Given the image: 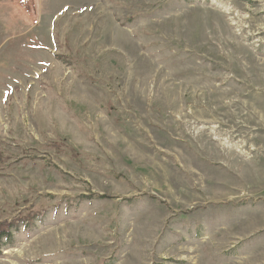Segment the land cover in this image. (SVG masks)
I'll return each mask as SVG.
<instances>
[{
  "label": "rangeland",
  "instance_id": "rangeland-1",
  "mask_svg": "<svg viewBox=\"0 0 264 264\" xmlns=\"http://www.w3.org/2000/svg\"><path fill=\"white\" fill-rule=\"evenodd\" d=\"M3 4L0 264H264V0Z\"/></svg>",
  "mask_w": 264,
  "mask_h": 264
},
{
  "label": "trees",
  "instance_id": "trees-1",
  "mask_svg": "<svg viewBox=\"0 0 264 264\" xmlns=\"http://www.w3.org/2000/svg\"><path fill=\"white\" fill-rule=\"evenodd\" d=\"M3 162V154L0 151V164ZM32 216L30 215V211L26 215H19L15 217H11L10 220L5 219L0 221V255L2 253V249L6 245H10L14 241L13 229H18V225L23 221L31 222Z\"/></svg>",
  "mask_w": 264,
  "mask_h": 264
},
{
  "label": "crops",
  "instance_id": "crops-1",
  "mask_svg": "<svg viewBox=\"0 0 264 264\" xmlns=\"http://www.w3.org/2000/svg\"><path fill=\"white\" fill-rule=\"evenodd\" d=\"M28 2H27V4H28ZM10 9L11 8L8 5L3 4L0 7V14H2V15L6 14V13L10 12Z\"/></svg>",
  "mask_w": 264,
  "mask_h": 264
}]
</instances>
